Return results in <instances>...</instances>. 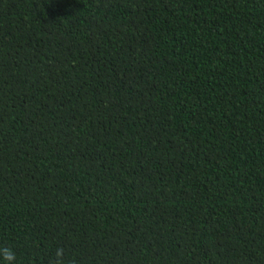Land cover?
Masks as SVG:
<instances>
[{
  "label": "trees",
  "instance_id": "1",
  "mask_svg": "<svg viewBox=\"0 0 264 264\" xmlns=\"http://www.w3.org/2000/svg\"><path fill=\"white\" fill-rule=\"evenodd\" d=\"M0 247L264 264V0H0Z\"/></svg>",
  "mask_w": 264,
  "mask_h": 264
},
{
  "label": "clouds",
  "instance_id": "2",
  "mask_svg": "<svg viewBox=\"0 0 264 264\" xmlns=\"http://www.w3.org/2000/svg\"><path fill=\"white\" fill-rule=\"evenodd\" d=\"M62 250L56 252L57 258L62 256ZM16 253L11 247H0V264H16Z\"/></svg>",
  "mask_w": 264,
  "mask_h": 264
}]
</instances>
